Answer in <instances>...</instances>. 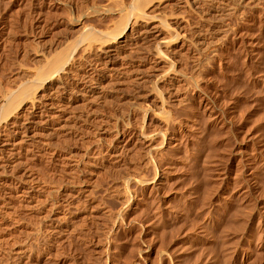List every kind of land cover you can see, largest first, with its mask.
<instances>
[{
  "label": "rangeland",
  "instance_id": "374dc122",
  "mask_svg": "<svg viewBox=\"0 0 264 264\" xmlns=\"http://www.w3.org/2000/svg\"><path fill=\"white\" fill-rule=\"evenodd\" d=\"M0 1V92L33 74L39 65L35 53L42 45L49 44L50 40L51 43L62 39L70 41L79 35V28L71 22L74 17L94 27L99 24L97 28L102 29H108L119 20L112 14L94 12L95 8L111 6V0ZM116 1L127 4L126 0H112V3ZM198 1L196 4L200 6L197 7L189 0L180 5H172L173 1L169 0H153L148 4L152 7H147L149 11L155 10L154 13L159 10L165 14L172 9L175 12H168L170 21H167L173 31H181L184 43L180 55L174 56L176 60L172 57L173 69L197 81L195 86H188L182 92L181 103H173L164 90L161 94L154 93L152 82L140 87L129 83L128 88L127 82L119 84L115 78H106L101 81L100 93L107 97H98L101 102L95 108L99 109L95 119H105L107 139L97 141L91 132H88L90 137L85 135L86 128L77 131V125L76 129L70 127L73 131L69 127L59 128L49 117L42 116L45 123L37 121L29 131L38 133L36 137L17 145L15 160L18 158L19 163L0 144V150H4L0 152V175L2 172L5 175L0 177V191L9 192L1 191L3 199L0 198V264H264V0ZM35 38H41L39 42L46 40L43 44L38 42L41 45L38 46ZM94 53L76 58L75 52L71 60L75 59L69 60L71 66L67 64L66 68H72L73 73H84L95 65V68L100 67L103 57L96 53L92 56ZM76 72L73 78L78 77ZM158 98L165 102V107L157 105ZM83 103L80 106L86 110L79 105L78 110L86 117L89 111ZM160 117L170 121L169 130L164 136L166 139H160L163 146L149 153L147 143L140 140L136 132L142 129L157 138L155 131L162 126ZM98 121L96 124L100 123ZM3 124L2 133L6 130L8 134L10 126ZM115 135L129 138L118 156L111 155L105 143L114 144ZM142 176L152 177V182L141 185L133 179L127 181L133 177L145 178ZM32 184L42 186V191H34ZM21 189H27L22 193L28 191L34 202L22 196ZM124 193L129 195L125 204L121 203ZM33 203L43 207L40 209ZM48 204L62 215L57 214L59 222L43 216L45 211L50 213L47 207L51 205ZM60 218L66 220L60 223Z\"/></svg>",
  "mask_w": 264,
  "mask_h": 264
},
{
  "label": "bare ground",
  "instance_id": "6f19581e",
  "mask_svg": "<svg viewBox=\"0 0 264 264\" xmlns=\"http://www.w3.org/2000/svg\"><path fill=\"white\" fill-rule=\"evenodd\" d=\"M5 0H3L4 2ZM43 1V0H42ZM41 1V2H42ZM54 1V0H53ZM76 1V0H75ZM79 1V0H78ZM109 1V0H108ZM129 1V2H128ZM153 1V0H151ZM149 2V0H126L127 4H121L119 2H115L112 3V0L109 4H111V6L109 7H99V8H95L94 12H96V14H100V15H106V14H112L114 16H118L119 20L118 22L117 19L113 22L116 24L112 26H108L111 29H102V28H97L95 26L89 25L83 23L77 19V17H74V19H70L72 24L76 25L79 29L78 31L80 32L79 35L73 39V40H68V39H61L62 40H58L57 42L55 41V43H51V40L47 43L49 44H44L42 45V47L40 48V50L38 49V52H36V50L33 52L36 54L37 58V64L38 67H35V70L33 72L32 75H30L28 78L23 79L19 84L17 85H13L14 87L10 88H6V89H1L0 92V127L3 123H6L7 125L10 126L9 130L10 132L8 134H6V130L4 133L3 130L0 128V144L5 146L7 153L11 156L14 157L15 160V155L17 154L18 150H17V145H19L21 142H26L27 140H31L34 139V137H36L35 134H38L36 132H33L34 134H31V132H29L31 130V127L33 128L34 124L37 123V121H41V123H45L42 121V119L40 117L45 116L44 118L46 119V117H49V119L52 121L53 124L57 125V127L59 128H65V127H75L76 129V125H77V131L78 129H80L81 127L86 128L85 135L86 133L89 135L88 132H91V134H93V136L95 137V139H97V141H100L101 139H107L106 138V134L108 133V129H106L107 127L103 126L104 121L102 120V118L99 119H95V116L97 117V115H95V113L99 110V109H95L96 106L98 105V97H101V93L102 91L100 90V85H102L101 82L102 79H106V78H115L117 79L119 82V84L121 82H127L128 84V88L129 85L131 84L134 85L135 87H140L141 85H145V83L148 82H152L151 86V90L155 93L157 92L158 94L164 90L166 91L168 97L171 99V101L173 103H179L180 102V97L183 91H185L188 86H195V84H197L195 82V80H193V78H187L185 76H183L180 72H177V69H173L174 66V60H176V58L174 57L175 55L177 56L180 52H182L181 50L183 49V43L181 40V31L180 32H176L173 31L172 27H170L169 25V19H167L169 16L168 12H172L171 11H166L167 13L162 14L159 12L154 13L155 10L153 11V9H150V11H152L153 14L150 13L149 10H147L148 8V4L152 3ZM160 1V0H158ZM167 1V0H166ZM169 1H173L170 2L173 4H177L180 5L183 1L186 2L188 0H169ZM190 3L195 2L194 5L196 4V1L198 0H189ZM209 1V0H208ZM228 1V0H226ZM230 1V0H229ZM239 1H244V0H239ZM237 1V2H239ZM246 1V0H245ZM2 2V3H3ZM11 2V1H10ZM40 2V3H41ZM91 2V1H90ZM96 2V1H94ZM162 2V1H161ZM160 2V3H161ZM183 2V3H184ZM199 2V1H198ZM210 2V1H209ZM213 2V1H212ZM247 2V1H246ZM244 2V3H246ZM254 2V0H253ZM1 3V1H0ZM79 3V2H78ZM155 3V2H154ZM211 3V2H210ZM209 3V4H210ZM221 3V0H220ZM224 3V2H223ZM240 4H242L241 2H239ZM54 4V3H53ZM108 4V5H109ZM168 4V3H167ZM186 4V3H185ZM188 4V3H187ZM205 4V3H204ZM2 5V4H1ZM5 5V4H4ZM8 5V3H7ZM10 5V4H9ZM57 5V4H56ZM107 5V6H108ZM165 5V4H164ZM163 5V6H164ZM170 5V4H168ZM167 5V6H168ZM171 5V6H172ZM191 5V4H190ZM193 5V6H194ZM213 5V4H212ZM221 5V4H220ZM225 5V4H224ZM229 5V4H228ZM239 5V4H238ZM250 5V4H249ZM258 5V4H257ZM6 6V5H5ZM18 6V5H17ZM64 6V5H63ZM151 6V5H150ZM149 6V8H150ZM196 6H200L199 4H196ZM195 6V7H196ZM205 6V5H204ZM264 6V5H263ZM2 6H0L1 8ZM4 7V6H3ZM41 7V6H40ZM46 7V6H45ZM70 7V6H69ZM152 7V6H151ZM155 7V6H154ZM158 7V6H157ZM208 7V6H207ZM218 7V6H217ZM222 7V6H221ZM227 7V6H226ZM234 7V6H233ZM262 7V6H261ZM6 8V7H5ZM13 8V7H12ZM74 8V7H73ZM171 8V7H170ZM174 8V7H172ZM179 8V7H178ZM177 8V9H178ZM220 8V7H219ZM4 9V8H3ZM17 9V8H16ZM50 9V8H49ZM168 9V8H167ZM198 9V8H197ZM205 8V12H206ZM212 9V7H211ZM216 9V8H214ZM222 9V8H221ZM253 9V8H252ZM259 9V8H258ZM48 10V8H47ZM78 10V9H77ZM166 10V9H165ZM185 10V9H184ZM232 10V9H231ZM242 10V9H241ZM15 11V10H14ZM37 11V10H36ZM42 11V10H41ZM46 11V10H43ZM80 11V10H78ZM149 11V13L147 12ZM163 11V9H162ZM180 11V10H179ZM51 12V11H50ZM76 12V11H75ZM91 12V11H89ZM227 12V10H226ZM8 13V12H7ZM37 13V12H36ZM65 13V12H64ZM67 13V12H66ZM93 13V11L91 12ZM164 13V11H163ZM173 14L175 12H172ZM171 13V15H172ZM207 13V12H206ZM209 13V12H208ZM212 13V12H211ZM221 13V12H219ZM235 13V11H234ZM3 14V13H2ZM14 14V13H13ZM12 14V15H13ZM46 14V13H45ZM52 14V13H51ZM70 14V13H69ZM203 14V13H202ZM229 14V12H228ZM244 14V13H243ZM16 15V14H15ZM37 15V14H36ZM49 15V14H48ZM68 15V13H67ZM75 15V14H74ZM77 15V14H76ZM182 15V14H180ZM179 15V16H180ZM212 15V14H211ZM223 15V14H222ZM230 15V14H229ZM241 15V14H240ZM11 16V15H10ZM23 16V15H22ZM98 16V15H97ZM112 16V17H114ZM178 15H176L177 17ZM220 16V15H218ZM38 17V16H37ZM45 17V16H44ZM49 17V16H48ZM70 17V16H69ZM108 17V16H106ZM110 17V15H109ZM172 17V16H171ZM175 17V16H173ZM207 17V16H206ZM214 17V16H213ZM212 17V18H213ZM224 17V16H223ZM3 18V17H2ZM88 18V17H87ZM91 18V17H90ZM97 18V17H96ZM220 18V17H219ZM39 19V18H38ZM69 19V18H68ZM106 19V18H105ZM180 19V18H179ZM12 20V19H11ZM18 20V19H17ZM35 20V19H34ZM47 20V19H45ZM61 20V19H60ZM65 20V19H64ZM96 20V19H95ZM104 20V19H103ZM102 20V21H103ZM108 20V19H107ZM110 20V19H109ZM169 20V21H167ZM173 20V19H172ZM13 21V20H12ZM11 21V22H12ZM39 21V20H38ZM44 21V20H43ZM88 21V20H87ZM100 21V20H99ZM181 21V20H180ZM185 21V20H184ZM62 22V20H61ZM81 22V23H80ZM101 22V21H100ZM186 22H188L186 20ZM208 22V20H207ZM15 23V22H14ZM18 23V22H17ZM24 23V22H23ZM45 23V22H44ZM65 23V22H64ZM209 23V22H208ZM16 24V23H15ZM60 24V23H59ZM71 24V23H70ZM132 26H131V25ZM5 25V24H4ZM3 25V26H4ZM18 25V24H17ZM24 25V24H23ZM96 25V24H95ZM198 25V24H197ZM9 26V25H8ZM73 26V25H72ZM103 26V25H101ZM191 26V24H190ZM196 26V25H195ZM224 26V25H223ZM18 27V26H17ZM23 27V26H22ZM32 27V26H31ZM30 27V28H31ZM40 27V26H39ZM64 27V26H63ZM181 27V25H180ZM185 27V25H184ZM189 27V26H188ZM228 27V26H227ZM226 27V28H227ZM14 28V27H13ZM12 28V30H13ZM130 28V29H129ZM207 28V27H206ZM219 28V27H218ZM225 28V27H224ZM10 29V28H9ZM71 29V28H70ZM179 29V28H178ZM215 29V28H213ZM16 30V29H15ZM59 30V29H58ZM74 30V29H73ZM127 30H130L129 33L127 32ZM192 30V29H190ZM189 30V31H190ZM8 31V30H7ZM10 31V30H9ZM35 31V30H33ZM55 31V30H54ZM72 31V30H70ZM201 31V30H200ZM216 31V30H215ZM219 31V30H218ZM224 31V30H223ZM230 31V29H229ZM12 32V31H11ZM14 32V31H13ZM16 32V31H15ZM63 32V31H62ZM73 32V31H72ZM75 32V31H74ZM73 32V33H74ZM127 32V35H125V33ZM8 33V32H7ZM19 33V32H18ZM25 33V32H24ZM60 33V32H57ZM182 33H184L182 31ZM201 33V32H199ZM228 33V31H227ZM12 34V33H11ZM34 34V33H33ZM52 34V33H51ZM62 34V33H60ZM187 34V33H185ZM223 34V33H222ZM39 35V34H38ZM37 35V36H38ZM55 35V34H54ZM68 35V34H67ZM72 35V34H71ZM202 35V34H201ZM205 35V34H204ZM5 36V35H4ZM8 36V35H7ZM193 36V35H192ZM3 37V36H2ZM35 37V36H34ZM33 37V38H34ZM54 37V36H53ZM67 37V36H65ZM1 38V37H0ZM191 38V37H190ZM226 38V37H225ZM6 39V38H4ZM10 39V38H9ZM36 39V38H35ZM41 38H39V40H37V44L40 41ZM51 39V38H50ZM53 39V38H52ZM55 39V38H54ZM53 39V40H54ZM72 39V38H71ZM183 39V38H182ZM192 39V38H191ZM196 39V38H195ZM200 39V38H199ZM7 40V39H6ZM43 40V39H42ZM39 42L42 43L44 41ZM49 40V39H48ZM52 40V42H53ZM201 40V39H200ZM204 41V39H202ZM206 40V39H205ZM212 40V39H211ZM215 40V39H214ZM224 40V39H223ZM4 41V40H3ZM35 41V40H34ZM184 41V40H183ZM186 41V40H185ZM216 41V40H215ZM195 42V41H194ZM197 42L198 38H197ZM202 42V41H201ZM219 42V40H218ZM6 43V42H5ZM10 43V42H9ZM45 43V42H44ZM190 43V42H189ZM204 43V42H203ZM207 43V42H206ZM209 43V42H208ZM43 44V43H42ZM9 45V44H8ZM25 45V44H24ZM23 45V46H24ZM31 45V44H30ZM40 44H38L39 46ZM188 45V44H187ZM196 45V44H195ZM203 45V44H202ZM207 45V44H205ZM32 48L34 47V44L31 45ZM36 46V45H35ZM41 46V45H40ZM189 46V45H188ZM192 46V44H191ZM200 46L199 45L196 46V48ZM9 47V46H8ZM18 48V47H17ZM189 48V47H188ZM194 48V46H193ZM195 48V49H196ZM211 48V47H210ZM6 49V48H5ZM26 49V48H25ZM24 49V50H25ZM201 49V48H200ZM18 50V49H17ZM77 50L80 51V53L82 54V56H84L85 54L92 53L95 52L97 55L101 56V58L103 59V62L101 64L100 67L98 68H89V66H87V68H89L88 70L85 68L84 73H79L76 72L78 75V77L76 76L75 78H73V69L69 68L71 66H69L68 62L69 60H71V57L74 56L73 54H75V52L77 53L75 56H79L81 54H78ZM209 50V49H208ZM14 51V50H13ZM212 51V50H211ZM5 52V51H4ZM32 52V50H31ZM188 52V51H187ZM197 52V51H196ZM225 52V51H224ZM22 53V52H21ZM91 54L92 56L95 55ZM185 53V52H184ZM190 53V52H189ZM200 53V52H199ZM2 54V53H1ZM17 54V52H16ZM23 54V53H22ZM31 54V53H30ZM84 54V55H83ZM180 55V54H179ZM188 55V54H187ZM186 55V56H187ZM210 55V54H209ZM8 56V54H7ZM78 56L76 58H78ZM86 56V55H85ZM197 56V55H196ZM2 57V56H1ZM97 58V56H95ZM172 57H174L175 59L172 60ZM184 57V56H183ZM11 58V57H10ZM17 58V57H16ZM31 58V57H30ZM73 58V57H72ZM80 58V56H79ZM84 58V57H81ZM89 58V57H88ZM27 59V58H26ZM75 59V58H74ZM74 59H72L71 61H73ZM87 59V57H86ZM85 58L83 60H86ZM93 59V58H92ZM91 59V60H92ZM99 59V58H98ZM194 59V58H193ZM80 60V59H79ZM89 60V59H88ZM87 60V61H88ZM96 60V59H95ZM200 60V59H199ZM35 61V60H34ZM70 61V62H71ZM204 61V60H203ZM23 62V61H22ZM25 62V61H24ZM176 62V61H175ZM19 63V62H18ZM73 63V62H72ZM87 63V62H85ZM97 63V62H96ZM3 64V63H2ZM22 64V63H21ZM36 64V65H37ZM67 67L66 68V66ZM81 64V63H80ZM180 64V63H177ZM20 65V64H19ZM24 65V63H23ZM30 65V64H29ZM34 65V63H33ZM35 65V66H36ZM89 65V64H88ZM93 65V66H94ZM201 65V64H200ZM76 66V63H75ZM74 66V67H75ZM181 66V65H179ZM195 66V65H194ZM9 67V66H8ZM73 67V66H72ZM183 67V66H181ZM211 67V66H210ZM10 68V67H9ZM185 68V67H184ZM80 69H81V65H80ZM183 69V68H181ZM14 70V69H13ZM32 70V69H31ZM30 70V71H31ZM76 70V69H75ZM78 70V69H77ZM82 70V69H81ZM84 70V69H83ZM184 71V70H183ZM81 72V71H80ZM25 74V73H24ZM28 74V73H27ZM60 74V75H58ZM188 74V73H187ZM22 75V74H21ZM56 75H58L57 77H55ZM196 75V74H195ZM26 76V75H24ZM192 76V75H191ZM14 77V76H13ZM23 76H21L22 78ZM194 77V76H193ZM199 77V76H197ZM5 78V77H4ZM200 78V77H199ZM1 79V78H0ZM8 79V78H7ZM112 81V80H110ZM182 81V83H180ZM13 82V81H12ZM105 83V82H104ZM108 82L105 83V85ZM111 83V82H110ZM115 83V81H114ZM112 82V85L114 84ZM130 83V84H129ZM12 84V83H11ZM117 84V83H116ZM118 84V85H119ZM149 84V83H148ZM162 84V85H161ZM33 85V87H32ZM104 85V86H105ZM5 86V85H4ZM103 86V85H102ZM125 85H123L122 87H124ZM147 86V85H146ZM144 86V87H146ZM199 86V85H198ZM203 86V85H202ZM1 87V86H0ZM106 87V86H105ZM104 87V88H105ZM119 87V86H118ZM143 87V86H142ZM148 87V86H147ZM200 87V86H199ZM4 88V87H3ZM112 88V87H111ZM116 88V87H115ZM132 88V87H131ZM201 88V87H200ZM102 89V87H101ZM120 89V88H119ZM137 89V88H136ZM135 89V90H136ZM204 89V88H202ZM108 90H110L108 88ZM114 90V87H113ZM124 90V89H123ZM134 90V91H135ZM141 90V89H140ZM101 91V93H100ZM131 91V90H130ZM151 91V93H152ZM195 91V90H194ZM104 92V91H103ZM112 92V91H111ZM126 92V91H125ZM149 92V91H148ZM147 92V93H148ZM191 92V91H190ZM105 93V92H104ZM153 93V94H154ZM156 93V96L158 95ZM132 94V93H131ZM190 94V93H189ZM105 95V94H104ZM104 98L105 99V97ZM155 95V94H154ZM107 97V95H105ZM120 96V95H119ZM185 96V95H184ZM155 97V96H154ZM153 97V98H154ZM100 98V99H102ZM111 98V97H109ZM118 98V96H117ZM152 98V99H153ZM156 98V97H155ZM163 98V97H162ZM201 98V97H200ZM203 98V97H202ZM104 99H102V101H104ZM159 99V98H158ZM197 99V98H195ZM86 100L85 106L86 108H88L87 111H89L88 115L85 114L86 117H84L81 113L86 110L84 109L81 105V103H83V101ZM112 100V99H111ZM165 100V99H164ZM107 101V100H106ZM151 100H149L150 102ZM182 101V100H181ZM115 102V101H114ZM119 102V101H118ZM123 102V101H122ZM169 102V101H168ZM199 102V101H198ZM84 103L82 105H84ZM106 103V102H105ZM147 103V102H146ZM164 101L162 99H159V104L160 107H165L164 106ZM181 103V102H180ZM108 104V103H107ZM110 104V103H109ZM123 104V103H122ZM153 104V103H152ZM170 104V103H169ZM172 104V103H171ZM78 105L79 107H81L83 109V111L81 112L80 109L78 110ZM154 105V104H153ZM167 105V104H166ZM207 105V104H206ZM101 106V104L99 105ZM105 106V105H104ZM147 106V105H146ZM174 106V105H173ZM154 107V106H153ZM182 107V106H181ZM206 107V106H205ZM98 108V107H97ZM118 108V107H117ZM146 108V107H145ZM145 108L143 109L146 113ZM139 109V108H138ZM170 109V108H169ZM173 109V108H172ZM204 109V108H202ZM206 109V108H205ZM214 109V108H213ZM96 110V111H95ZM161 110V109H160ZM15 111L16 113L12 114V112ZM115 111V109H114ZM127 111V110H126ZM140 111V110H139ZM149 111V110H148ZM162 111V110H161ZM180 111V109H179ZM186 111V110H185ZM190 111V110H188ZM122 112V111H121ZM133 112V111H132ZM141 112V111H140ZM173 112V111H172ZM178 112V111H177ZM114 113V112H113ZM118 113V112H117ZM149 113V112H148ZM153 113V112H152ZM158 113V112H157ZM155 113V114H157ZM161 113V112H159ZM158 113V114H159ZM164 113V112H162ZM183 113V112H182ZM203 113V112H202ZM214 113V112H213ZM173 114V113H172ZM184 114V113H183ZM99 115L100 112H99ZM138 115V114H137ZM189 115V114H187ZM207 115V114H206ZM209 115V114H208ZM142 116V114H141ZM156 116V115H155ZM161 116V115H158ZM173 116V115H172ZM181 116V115H180ZM99 117V116H98ZM115 117V116H114ZM146 117V115H145ZM152 117V116H151ZM167 117V116H166ZM43 118V117H42ZM43 118V119H44ZM100 118V117H99ZM109 118V117H108ZM159 118V117H157ZM221 118V117H220ZM41 119V120H38ZM48 119V118H47ZM150 119V118H149ZM152 119V118H151ZM160 119H162V126H160L158 129V131H155V136H157V138H155L153 136V134H151L150 132L148 133L147 131H144L142 129H140L137 135L139 136L138 138L140 140H142L143 142L147 143V149L148 152L150 150L151 151H156V149L161 148V140L162 138L166 135V131L168 128V125L170 123V121H168L167 118H163L160 117ZM175 119V118H174ZM178 119V118H177ZM193 119V118H192ZM100 123H99V121ZM112 120V119H111ZM132 120V119H131ZM173 120V119H172ZM194 120V119H193ZM98 121L99 124H96V122ZM154 121V120H153ZM161 121V120H160ZM180 121V120H179ZM222 121V120H221ZM47 122V120H46ZM95 122V123H94ZM209 122V121H208ZM106 123V122H105ZM113 123V122H112ZM115 123V122H114ZM139 123V122H138ZM156 123V122H155ZM197 123V122H196ZM33 124V125H32ZM47 124V123H46ZM191 124V123H190ZM198 124V123H197ZM4 125V124H3ZM2 125V126H3ZM40 125V124H39ZM44 125V124H43ZM108 125V124H107ZM186 125V124H185ZM194 125V124H193ZM199 125V124H198ZM213 125V124H212ZM5 126V125H4ZM3 126V127H4ZM36 126V125H35ZM78 126H80L78 128ZM111 126V125H110ZM177 126V125H176ZM2 127V128H3ZM8 127V126H7ZM44 127V126H43ZM51 127H55L52 126ZM9 128V127H8ZM48 128V127H47ZM73 128L72 129L73 131ZM109 128V126H108ZM114 128V127H113ZM130 128V127H129ZM139 129V127H137ZM158 128V127H156ZM36 129V128H35ZM38 129V128H37ZM44 129V128H43ZM58 129V128H57ZM154 129V128H153ZM53 130V129H52ZM56 130V129H54ZM63 130V129H61ZM85 130V129H84ZM111 130V129H109ZM149 130V129H148ZM193 130V129H192ZM8 131V130H7ZM33 131V130H32ZM40 131V130H39ZM38 131V132H39ZM65 131V130H64ZM70 131V130H69ZM76 131V130H75ZM76 131V132H77ZM186 131V130H185ZM190 131V130H189ZM41 132V131H40ZM51 132V130H50ZM67 132V130H66ZM81 132L82 129H81ZM83 132V133H84ZM111 132V131H110ZM131 132V131H130ZM192 132V131H190ZM30 133V134H29ZM42 133H44L42 131ZM171 133V132H170ZM186 133V132H185ZM41 134V133H39ZM48 135L51 133H47ZM55 134V133H54ZM53 134V135H54ZM46 135V134H45ZM87 135V136H88ZM112 135V134H111ZM118 135V134H117ZM4 136H7L6 138H4ZM34 136V137H33ZM43 136V135H42ZM47 136V135H46ZM116 136V135H115ZM113 136V137H115ZM121 136V135H120ZM117 137L116 136V142L114 144H112V142H105L107 143L108 146V151L111 155L113 156H118L119 153L125 148L126 146V142H128L129 138L127 137ZM83 137V136H82ZM90 137V135H89ZM108 137V136H107ZM112 137V136H111ZM167 137V136H166ZM80 138V137H79ZM110 138V137H109ZM165 138V137H164ZM85 139V138H84ZM138 139V140H139ZM161 139V140H160ZM166 139V138H165ZM37 140V139H35ZM39 140V139H38ZM87 140V139H86ZM92 140V139H91ZM109 140V139H108ZM107 140V141H108ZM112 141H114L111 138ZM164 140V139H163ZM27 141V142H28ZM54 141V140H53ZM94 141V140H92ZM95 141V143L97 142ZM104 141V140H103ZM110 141V140H109ZM134 141V140H133ZM165 141V140H164ZM179 141V140H178ZM32 142V141H31ZM30 143V142H29ZM40 143V142H39ZM46 143H48V141H46ZM52 143V142H51ZM93 143V142H92ZM91 143V144H92ZM145 143V144H146ZM25 144V143H24ZM168 144V143H167ZM22 145V144H20ZM39 145V144H38ZM44 145V144H43ZM49 145V144H48ZM47 145V146H48ZM53 145H55V143H53ZM88 144H86L87 146ZM178 145V144H177ZM57 146V145H56ZM55 146V147H56ZM93 146V145H92ZM163 146V145H162ZM20 147V146H19ZM18 147V148H19ZM23 147V146H22ZM21 147V148H22ZM100 147V146H99ZM165 147V146H164ZM172 147V146H171ZM26 148V147H25ZM44 148V147H43ZM86 148V147H85ZM94 148V147H93ZM106 148V146H105ZM1 149V148H0ZM41 149V148H40ZM20 148H19V152H20ZM28 150V149H27ZM32 150V149H31ZM48 150V149H47ZM59 150V149H58ZM84 150V149H83ZM82 150V151H83ZM90 150V149H89ZM104 150V149H102ZM106 150V149H105ZM168 150V149H167ZM2 150H0L1 152ZM4 151V150H3ZM2 151V152H3ZM5 151V152H6ZM35 151V150H34ZM45 151V150H44ZM85 151V150H84ZM93 151V150H92ZM107 151V150H106ZM107 151V152H108ZM127 151V150H126ZM125 151V152H126ZM154 151V152H155ZM1 152V153H2ZM4 152V153H5ZM26 152V151H25ZM29 152V151H28ZM53 152V151H52ZM96 152V151H95ZM103 152V151H102ZM105 152V151H104ZM149 152V153H150ZM161 152V151H159ZM34 153V152H33ZM39 153V152H38ZM82 153V152H81ZM80 153V155H81ZM101 153V152H100ZM108 153V154H109ZM146 153V152H145ZM6 154V153H5ZM20 154V153H19ZM84 154V153H83ZM87 154V153H85ZM89 154V153H88ZM124 154V153H123ZM155 154V153H154ZM9 155H6L9 156ZM24 155V154H23ZM51 155V154H50ZM90 155V154H89ZM94 155V154H93ZM103 155V154H102ZM19 157V155H17ZM86 156V155H85ZM108 156V155H107ZM74 157V156H73ZM72 157V158H73ZM83 157V155H82ZM95 157V156H94ZM123 157V156H122ZM10 158V157H9ZM112 158V157H111ZM148 159V157H146ZM152 158V157H151ZM186 158V157H185ZM8 159V158H7ZM30 159V158H29ZM77 159V158H76ZM11 160V158H10ZM16 160H18V158H16ZM15 160V161H16ZM78 160V159H77ZM88 160V159H87ZM86 160V161H87ZM94 160V159H93ZM109 160V159H108ZM117 160V159H116ZM14 161V162H15ZM72 161V160H71ZM82 161V160H81ZM89 161V160H88ZM149 161V160H148ZM19 163V160L16 161V163ZM25 162V161H24ZM78 162V161H77ZM83 162V161H82ZM90 163H92L91 161H89ZM88 162V163H89ZM118 162V161H117ZM15 163V164H16ZM21 163V162H20ZM26 163V162H25ZM65 163V162H64ZM74 162L72 161L70 164H73ZM79 163V162H78ZM163 163V162H162ZM24 164V163H22ZM77 164V163H76ZM80 164V163H79ZM96 164V163H95ZM172 164V163H171ZM67 165V164H66ZM135 165V164H134ZM1 166V165H0ZM19 166V165H18ZM171 166V165H170ZM17 167V166H16ZM21 167V166H20ZM72 167H74L72 165ZM119 167V166H118ZM166 167V166H165ZM81 168V167H80ZM87 168V167H84ZM83 169V168H82ZM70 170V169H69ZM74 170V169H72ZM71 170V171H72ZM77 170V169H76ZM80 170V169H79ZM85 170V169H84ZM83 170V171H84ZM5 171V170H4ZM68 171V170H67ZM90 171V170H89ZM169 171V170H168ZM75 172V171H74ZM78 172V171H77ZM87 172V171H86ZM127 172V171H126ZM153 172V171H152ZM165 172V171H164ZM73 174V172H71ZM120 173V172H119ZM132 173V172H129ZM172 173V172H171ZM97 174V173H96ZM121 174V173H120ZM126 174V173H125ZM135 173H133L134 175ZM93 175V174H92ZM141 175H144L141 173ZM155 175V173H154ZM153 175V177H154ZM2 176H5L4 173L2 172V175H0V177L2 178ZM121 176V175H120ZM119 176V177H120ZM132 176V175H131ZM165 176V175H164ZM262 176V175H261ZM145 178H128L127 181H131L133 179V182L135 181L138 184L144 185V184H149L151 181V178H146V176H142ZM149 177V176H147ZM163 177V176H162ZM159 178V177H158ZM28 179V178H27ZM34 179V178H33ZM26 180V179H25ZM29 180V179H28ZM27 180V182H28ZM154 180V179H152ZM32 181V179H31ZM95 181V180H94ZM25 182V181H24ZM6 183V182H5ZM30 183V182H28ZM31 184V183H30ZM29 184V185H30ZM36 184V183H35ZM46 184V183H45ZM11 185V183H10ZM39 185V184H38ZM41 185V183H40ZM131 185V184H130ZM1 186V185H0ZM3 186V185H2ZM23 186V185H22ZM156 186V185H155ZM44 187V186H43ZM53 187V186H52ZM132 187V186H131ZM151 187V186H150ZM30 188V187H29ZM32 188L35 189L34 191L37 192H41L42 191V186H34L32 184ZM31 188V189H32ZM51 188V187H50ZM6 189V188H5ZM13 189V188H12ZM28 189V188H27ZM27 189H21V195L24 197L28 198H32L33 202H34V198L31 197L27 191ZM57 189V188H56ZM66 189V187H65ZM29 190V189H28ZM44 190V189H43ZM47 190V189H46ZM71 190V189H69ZM123 190V189H122ZM125 190V189H124ZM160 190V189H159ZM1 191L9 193L7 190L4 191L1 189ZM1 191H0V198L3 199L2 195H1ZM30 191V190H29ZM73 191V190H72ZM126 191V190H125ZM162 191V190H161ZM2 192V193H3ZM25 192V193H22ZM48 192V191H47ZM45 192V194L47 193ZM60 192V191H59ZM70 192V191H69ZM134 192V191H133ZM156 192V191H155ZM20 193V192H19ZM63 193V192H62ZM68 193V192H67ZM66 193V195H67ZM71 193V192H70ZM11 194V193H10ZM69 194V193H68ZM75 194V193H74ZM119 194V193H118ZM4 195V194H3ZM14 195V194H13ZM122 195V194H120ZM152 195V193H151ZM65 196V195H64ZM72 196V195H71ZM131 196V195H130ZM63 197V196H62ZM73 197V196H72ZM37 198V197H36ZM35 198V199H36ZM48 198V197H46ZM68 198V197H67ZM119 198V197H118ZM134 198V197H133ZM64 199V197H63ZM62 199V200H63ZM137 199V198H136ZM29 200V199H28ZM38 200V199H36ZM118 200V199H117ZM129 200V195L128 193H124L122 195V202L121 203H127ZM5 201V200H4ZM41 201V200H38ZM37 201V202H38ZM43 201V200H42ZM48 201V200H47ZM53 201V200H52ZM68 201V200H67ZM66 201V202H67ZM71 201V200H70ZM74 201V200H73ZM92 201V200H91ZM24 202V201H23ZM30 202V201H29ZM46 202V201H45ZM51 202V201H50ZM7 203V202H6ZM10 203V202H9ZM28 204V202H26ZM52 203V202H51ZM68 203V202H67ZM71 203V202H70ZM74 203V202H73ZM36 204V203H33ZM42 204V203H41ZM40 204V205H41ZM57 204V203H56ZM63 204V203H62ZM69 204V203H68ZM130 204V203H129ZM3 205V204H2ZM25 205V204H24ZM30 205H32V203H30ZM29 205V206H30ZM51 205V204H48ZM55 205V204H54ZM151 205V204H150ZM1 206V205H0ZM28 206V205H26ZM36 207H39V204L35 205ZM34 206V207H35ZM43 207V205H41ZM47 206V205H45ZM57 206V205H56ZM62 206V205H60ZM72 206V205H71ZM76 206V205H75ZM35 207V208H36ZM41 207V208H42ZM58 207V206H57ZM77 207H79L77 205ZM101 207V206H100ZM32 208V207H30ZM38 208V209H39ZM40 208V209H41ZM46 208V207H44ZM66 208V207H64ZM80 208V207H79ZM96 208V206H95ZM48 211L50 212L48 214V212L45 211V213H47V215H44L45 213H43V216H49L51 217L52 220H55L56 222H59V215L58 212L55 211V209H57L56 207H53V205H51L49 208L47 207ZM81 209V208H80ZM34 210V208H33ZM36 210V209H35ZM45 210V209H44ZM62 210V209H61ZM91 210V209H90ZM93 210V209H92ZM120 210V209H119ZM124 210V209H123ZM126 210V209H125ZM154 210V209H153ZM40 211V210H39ZM60 211V210H59ZM71 211V209H70ZM66 212V211H65ZM118 212V211H117ZM141 212V211H140ZM69 213V212H68ZM67 213V214H68ZM125 213V212H124ZM128 213V212H127ZM59 216H58V215ZM63 215H65V213H63ZM67 216V215H66ZM126 216V215H125ZM40 217V215H39ZM48 217V218H49ZM116 217V216H115ZM42 218V217H41ZM68 218V217H65ZM114 218V217H113ZM153 218V217H152ZM15 219V218H14ZM50 219V218H49ZM61 219V218H60ZM63 219V218H62ZM66 219H63V221ZM163 219V218H162ZM43 220V219H42ZM68 220V219H67ZM68 222V221H67ZM151 222V221H150ZM47 223V222H46ZM69 223V222H68ZM73 223V222H72ZM152 223V222H151ZM11 224V223H10ZM15 224V223H14ZM52 224V221H51ZM59 224V223H58ZM63 224V223H62ZM147 224V223H146ZM150 224V223H149ZM156 224V223H155ZM157 225V224H156ZM7 226V225H6ZM150 227H152L150 225ZM165 227V226H164ZM7 228V227H6ZM61 228V227H60ZM65 228V227H64ZM156 228V227H155ZM59 229V228H58ZM8 230V229H7ZM57 230V229H56ZM62 230V229H61ZM4 232V231H3ZM1 234V233H0ZM176 236V235H175ZM2 238V237H1ZM8 239V238H7ZM3 242V241H2ZM1 242V243H2ZM5 242V241H4ZM3 242V243H4ZM23 243V242H22ZM30 246V245H29ZM25 248V247H24ZM19 250V249H18ZM17 250V251H18ZM22 250V248H21ZM20 250V251H21ZM28 251V250H27ZM34 251V250H33ZM22 252V251H21ZM29 252V251H28ZM27 252V253H28ZM18 253V252H17ZM24 253V252H23ZM22 253V254H23ZM20 255V253H18ZM25 254V253H24ZM26 255V254H25ZM24 255V256H25ZM28 255V254H27ZM17 257V256H16ZM22 257V256H21ZM18 258V257H17ZM23 259V258H22ZM18 260V259H17ZM16 260V261H17ZM16 263V262H15Z\"/></svg>",
  "mask_w": 264,
  "mask_h": 264
}]
</instances>
